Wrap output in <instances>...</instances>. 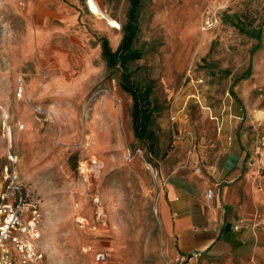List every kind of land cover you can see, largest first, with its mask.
<instances>
[{
  "label": "rangeland",
  "instance_id": "1",
  "mask_svg": "<svg viewBox=\"0 0 264 264\" xmlns=\"http://www.w3.org/2000/svg\"><path fill=\"white\" fill-rule=\"evenodd\" d=\"M128 7L0 0V191L12 156L41 210L37 264H99V250L117 264H172L155 187L174 170L219 168L230 145L264 220V0H141L131 68L154 84L152 149L133 134L131 97L98 40L116 48Z\"/></svg>",
  "mask_w": 264,
  "mask_h": 264
},
{
  "label": "crops",
  "instance_id": "2",
  "mask_svg": "<svg viewBox=\"0 0 264 264\" xmlns=\"http://www.w3.org/2000/svg\"><path fill=\"white\" fill-rule=\"evenodd\" d=\"M230 147L223 164L208 174L174 170L155 187L162 248L172 264H264L259 193L244 177V155Z\"/></svg>",
  "mask_w": 264,
  "mask_h": 264
},
{
  "label": "built area",
  "instance_id": "3",
  "mask_svg": "<svg viewBox=\"0 0 264 264\" xmlns=\"http://www.w3.org/2000/svg\"><path fill=\"white\" fill-rule=\"evenodd\" d=\"M206 24H212V19H206ZM24 81H18V95L23 92ZM134 156L127 151V159ZM10 165L4 167V187L0 191V264H37L45 258V253L39 245L41 239V210L37 200L21 183L14 169L16 159L9 157ZM147 166L153 171L150 163ZM213 190L206 191V197L212 198ZM79 223L84 225V217H79ZM86 221V220H85ZM242 219L233 224L234 230H239ZM95 262L99 264H117L111 260L107 252L99 250L94 254Z\"/></svg>",
  "mask_w": 264,
  "mask_h": 264
},
{
  "label": "trees",
  "instance_id": "4",
  "mask_svg": "<svg viewBox=\"0 0 264 264\" xmlns=\"http://www.w3.org/2000/svg\"><path fill=\"white\" fill-rule=\"evenodd\" d=\"M129 7L126 13V20L121 24L122 36L115 49H112L108 39L99 37L101 56L109 69H119V85L123 91L131 97V122L134 136L143 143H148L152 149L156 142V135L151 128L153 114L157 107L154 104L151 94L154 84L152 81L138 83L133 79L134 70L132 63L141 57V50L136 47L135 41L138 32V10L141 0H128ZM257 49L255 45L251 49V54ZM251 74V63L234 80L233 84L241 79L249 77ZM224 227H228L225 221Z\"/></svg>",
  "mask_w": 264,
  "mask_h": 264
}]
</instances>
